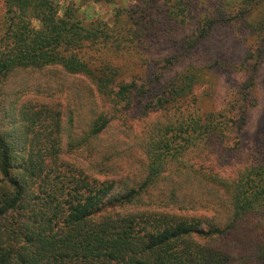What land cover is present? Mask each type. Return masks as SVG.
<instances>
[{"label":"trees","instance_id":"obj_1","mask_svg":"<svg viewBox=\"0 0 264 264\" xmlns=\"http://www.w3.org/2000/svg\"><path fill=\"white\" fill-rule=\"evenodd\" d=\"M2 1L0 264H264V140L252 162L226 169L258 105L264 0H79L116 5L111 23L86 21L73 1L62 16L55 0ZM221 28L250 31L260 45L246 58V84L219 109L198 90L232 65H199L195 54ZM163 44L176 51L171 68L126 67L149 64ZM54 66L88 82L89 130L81 92L68 94L66 114L65 82L42 78L7 91L13 104L24 90L53 99L22 106V135L6 83ZM133 108L156 115L139 133L123 117Z\"/></svg>","mask_w":264,"mask_h":264},{"label":"rangeland","instance_id":"obj_2","mask_svg":"<svg viewBox=\"0 0 264 264\" xmlns=\"http://www.w3.org/2000/svg\"><path fill=\"white\" fill-rule=\"evenodd\" d=\"M59 5V14L60 16L64 13V7L69 2H75L76 7L79 9V13L81 14L82 18L86 21H94V20H102L104 22L111 23L115 9L117 8L116 5L108 4L104 1L101 2H94V1H79V0H55ZM118 7L127 4L123 0H117L115 2ZM134 3V1H133ZM130 3H128L129 5ZM132 4V3H131ZM260 10H264V6L260 7ZM3 13V1L0 0V14ZM37 26V23H35ZM260 45V39L255 37L245 29H230V28H221L218 29L210 41L203 45L200 50L195 54L197 58L196 64L199 65H208L210 62L215 60H220L232 65V72L229 74L223 75L213 87L210 85H205L198 90L199 95L206 99V97L212 98L219 109L225 107L227 103L232 100L235 93H238L239 89L246 84L248 80V74L246 73L247 64L246 58L248 54L252 51H258ZM163 49L161 48L160 51H155V54L151 55V59L149 64H143L141 62L136 61L135 63H127V66H132L137 68L134 72H140L146 69H149L151 72L155 71L156 74L160 73V69L164 68H171V63H167L171 60V57L176 52L173 50V46L171 44H163ZM162 59V63L158 64L159 60ZM171 62V61H170ZM246 64V66H244ZM259 64V69L257 71L256 76V89L254 92L255 99L257 100V107L254 108L250 114V122L248 126V137H247V145H242L241 152L235 153L231 157L230 164L227 165L226 169L227 172H232L235 169L236 165L239 164H246L249 160H253L254 155L256 154V150L261 141L264 140V57L261 61L257 62ZM251 65H253L251 63ZM51 70L48 71H33L31 74H24L21 78H10L7 81L5 89L2 93V99L7 101L9 106H12L13 111L12 113V121L14 122L15 128L23 135L25 133V120L23 119L22 113L20 112L22 106L24 104H28L30 106L35 105L36 103H51L53 99L46 98L45 94H39L35 89L32 91L24 90L19 93L16 97L18 100L16 103L9 102L10 97L8 96V92L11 88H14V82H23L24 85L28 83L32 85L34 82H37L38 85L45 84L46 79L42 78H53L56 81H64L66 90L65 94H62L59 97L60 102L62 105L67 108L68 113L69 110L72 108L69 105L72 102V99L69 97L68 94L76 92L79 94L81 92V100L84 105V109L81 115V126L83 128V132L86 133L89 130V119L91 118L90 115V95L87 93V86L88 82L85 81L86 79L80 78L79 82L72 78H68L67 76L58 66L51 67ZM157 68H159L157 70ZM183 68V65H177L175 70L171 71L169 69L165 78L160 84H156L154 87L153 92L156 93L163 89L165 83L171 79L176 73H179ZM57 70V71H53ZM51 72H56L51 76ZM54 81V80H53ZM80 83V84H79ZM36 87V86H35ZM10 88V89H9ZM80 88L83 90L80 91ZM15 101V97L11 100ZM12 104V105H11ZM8 105H6L8 107ZM17 105V107H16ZM15 106V107H14ZM11 108V107H8ZM10 110V109H9ZM132 111H127V113L123 116L127 118L126 126L132 128L135 132L139 133L143 131L145 128H148L152 122H154L155 113L150 115H142V111L138 108L131 109ZM129 112V113H128ZM127 115V116H126ZM120 120V119H119ZM122 120V119H121ZM119 121L114 122L112 128L109 132V135L116 133L117 129L120 126ZM262 137V138H261ZM255 153V154H254ZM251 154V155H250ZM260 159L264 162V150L262 151ZM229 162V161H228ZM227 162V163H228Z\"/></svg>","mask_w":264,"mask_h":264}]
</instances>
